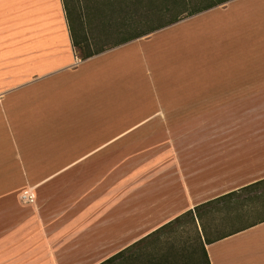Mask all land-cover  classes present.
Returning a JSON list of instances; mask_svg holds the SVG:
<instances>
[{
  "label": "crops",
  "instance_id": "obj_1",
  "mask_svg": "<svg viewBox=\"0 0 264 264\" xmlns=\"http://www.w3.org/2000/svg\"><path fill=\"white\" fill-rule=\"evenodd\" d=\"M136 6L147 27L96 44L74 37L62 0H0L1 116L9 120L7 103L12 132L22 105L33 119L42 99L50 143L43 156H31L42 142L26 144L21 182L0 190V264H101L120 252L113 264H206L204 252L208 264H264V219L209 237L217 228L205 216L240 223L242 196L195 212L264 180V4L214 0L166 24L157 23L161 0ZM199 17L207 24L201 82L180 84V94L179 84L162 82L173 56L161 35ZM153 74L159 92L153 84L144 96L149 109L121 121L131 116L108 107L110 94L130 97ZM184 221L196 236L165 241Z\"/></svg>",
  "mask_w": 264,
  "mask_h": 264
},
{
  "label": "rangeland",
  "instance_id": "obj_2",
  "mask_svg": "<svg viewBox=\"0 0 264 264\" xmlns=\"http://www.w3.org/2000/svg\"><path fill=\"white\" fill-rule=\"evenodd\" d=\"M178 1L179 4H172L171 0H161V15L159 16L157 14V23L160 22L161 24H166L178 15L180 16L184 12L187 13L198 9L214 0ZM261 2L264 4V0H261ZM66 3L68 7V20L70 22L72 33L76 39H78L81 34L83 37H86L87 34V36L91 38V41L92 39L100 40L101 38H104V40L99 41V44L102 42H116L120 38H127V36L135 33L138 29L147 27L145 25L142 27V24L140 23L144 16H142L141 13H138V6H136L138 0H66ZM261 15L264 19V9L261 11ZM126 20H130V27L125 24L126 27L123 29L122 33L118 34L117 27L121 22ZM255 23L256 18H253L251 24L254 25ZM205 25L207 24L203 17L196 19L189 18L187 23L174 29L170 28L161 35L162 41L170 44V50H166L164 53L168 56H173V58H168L166 60L165 64L167 65H164L162 69L164 76L168 77L164 78L162 82H164L163 84H179L177 89L178 92L176 91L177 93H184L183 91H185V89L182 86L180 87V84L182 83H190L191 81L201 82V78L197 77L202 76V69L205 64L204 58L206 56V47L205 41L203 40L202 29ZM258 31L261 34H264V20L257 29V32ZM98 40H94L96 44ZM88 45V42H85V44L82 45L83 53L84 48L87 49V51H91V48ZM261 48L263 47L261 46ZM187 71L191 73V75H188L189 78H186ZM157 79V75L153 74L152 79H149L146 76L145 80L147 84L141 82L140 86L138 84L140 81L135 82L132 85L133 89L129 95L130 97L123 96L120 98L114 96V93H111L109 100L107 101L108 107L116 113H118L116 109L118 108L122 114L127 113L131 116L124 118L120 116L121 121L135 120L138 117H133L134 115L145 113L149 109L150 103L143 98L144 96L147 97L146 93H155L153 84L157 87ZM137 87H141V92H139ZM157 91L159 92L158 87ZM35 104L38 109L34 108L33 112H35V114L33 116L35 118L33 119L27 113L26 103L22 105L24 111V114L20 115V122L22 123L14 126L12 132L10 131L11 128L9 124L14 122L10 121V109L7 103L4 104V110L6 111L9 120H4L0 113V190H11L15 188V184L12 183V185L11 181L16 177H18L19 181L22 179L23 171L27 169L26 167V169H24L21 165V158L26 159L27 156L26 144L34 143L36 141L42 142V146L41 143L33 146L31 156H43L42 152L50 145V143L46 142L48 135L46 132L47 129L42 125L44 120L43 117L48 115L49 111L47 112L45 109V104L42 99L36 101ZM41 108L43 109L42 114H40L42 110ZM118 117V114L115 115L114 120L117 121ZM38 128L39 131L36 133L38 138L27 137V134L31 135L33 131ZM68 140H71V138L68 137ZM256 194H260V198H255L252 201L250 200L252 205L250 210L251 214L248 215V218L244 221L240 220V223H230V220L225 221L224 219H220L217 214L215 215L213 213H210L209 216H205L204 221L207 224L210 223V225L213 223L216 224L217 228V230H211L209 237L226 233L232 228L252 223L259 218L264 217V184L258 186ZM252 195L253 193H250V196ZM247 200H245L244 203ZM258 210L260 212L256 213ZM173 230L174 231L166 232L164 236L165 241L173 240L175 242L176 240L187 238L191 240L196 236L194 227L189 221H184L183 225L176 226ZM147 248L152 250L154 249V245L148 246Z\"/></svg>",
  "mask_w": 264,
  "mask_h": 264
},
{
  "label": "trees",
  "instance_id": "obj_3",
  "mask_svg": "<svg viewBox=\"0 0 264 264\" xmlns=\"http://www.w3.org/2000/svg\"><path fill=\"white\" fill-rule=\"evenodd\" d=\"M62 1H63V4H64V8H65L66 14L68 15V7H67L66 0H62ZM171 1H172V4H175V3H178V4H179V1H178V0H171ZM183 1H186V0H183ZM195 10H196V9H195ZM195 10L190 11L189 14H192L193 12H195ZM176 20H177V19H176ZM176 20H175V21H176ZM169 23H170V21H169ZM91 55H92V53H85V54H83L82 57H83V58H87V57H89V56H91ZM262 184H264V180H262V181H257V182H255V183H252V184H250V185H248V186H245V187L239 189L238 191H234V192L228 193V194H226V195H224V196H222V197H219V198H216V199H214V200L208 201V202H206V203H204V204H202V205H200V206L195 207V212H196V214H197V210H198V208L201 207V206L211 207V206H212L214 203H216V202L223 201V200L226 199V198H230V197H233V195H237V197H241V196H242V203H243V205H244L245 207H247V208H245V209L243 210V212H242L241 214H238V215H237V218H239L241 221H242V220L244 221L245 219L248 218V215L251 214V213H250V210H251V208H252V205H251L250 200L252 201V200L255 199V198H260V194H261V193H260V194H256V191H257V189H258V186H260V185H262ZM250 193H253V195L250 196ZM247 199H249V200H247ZM245 200H247V201L244 203ZM259 212H260L259 210L256 211V213H259ZM183 216H191V218H192L193 221H194V217H193V213H192V211H187L186 213H184ZM177 219H178V218H176L175 220L177 221ZM260 219H264V217L259 218L258 220H260ZM175 220H174V221H175ZM258 220H257V221H258ZM254 222H256V221H254ZM254 222H252V223H254ZM252 223L244 224V225H242L243 227H241V228H244V227H246V226H248V225H250V224H252ZM236 230H239V229H236ZM232 232H234V230H233V231H232V230H229V231H227L226 233L218 234L215 238H221V237L226 236V235H228V234H230V233H232ZM152 235H153V233H152ZM152 254H153V253H152ZM122 255H123V252H120V253L114 255L113 257L109 258L108 260L102 262L101 264H113L114 261H115V259L121 257ZM203 255H204V259H205L206 264H208V259H207L206 253L204 252Z\"/></svg>",
  "mask_w": 264,
  "mask_h": 264
},
{
  "label": "built area",
  "instance_id": "obj_4",
  "mask_svg": "<svg viewBox=\"0 0 264 264\" xmlns=\"http://www.w3.org/2000/svg\"><path fill=\"white\" fill-rule=\"evenodd\" d=\"M21 199L23 201L30 202V201H32V196L31 195H27V194H23L22 197H21Z\"/></svg>",
  "mask_w": 264,
  "mask_h": 264
}]
</instances>
